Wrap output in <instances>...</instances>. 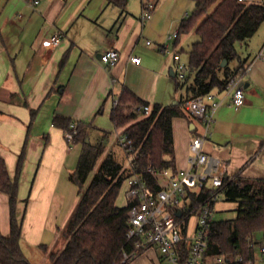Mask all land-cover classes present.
<instances>
[{"label":"crops","instance_id":"crops-1","mask_svg":"<svg viewBox=\"0 0 264 264\" xmlns=\"http://www.w3.org/2000/svg\"><path fill=\"white\" fill-rule=\"evenodd\" d=\"M145 2L153 5L149 19H144ZM187 4V0H130L122 11L107 0H42L37 6L29 0H0V155L14 178L19 156L25 152L17 214L22 221L21 248L32 264H51L42 246L48 252L63 247L62 231L80 199L70 174L82 144L69 143L54 117L90 124L93 140L101 131H114L119 145L123 129H116L111 114L125 88L150 106L183 101L186 113L187 86L193 77L183 78L187 82L177 90L176 61L162 47L177 45L180 36L170 35L189 15ZM57 30L61 42L52 47L50 38ZM198 39L196 34L193 42ZM236 48L240 59L230 67L243 65L239 73L246 102L235 107L228 86L208 93L211 97L205 102L212 121L203 148L216 163L225 165L227 177L264 178V22ZM109 49L120 55L112 66L100 61ZM133 55L141 58V64L131 61ZM172 126L179 172L189 168L190 141L204 129L187 113L173 118ZM110 151L125 165L124 150L121 155L117 146H107ZM125 167L130 172L129 162ZM10 229L9 197L0 191V230L9 235ZM254 236L257 261V243L264 235ZM160 256L151 247L127 264H160ZM206 264L220 263L211 257Z\"/></svg>","mask_w":264,"mask_h":264},{"label":"trees","instance_id":"trees-1","mask_svg":"<svg viewBox=\"0 0 264 264\" xmlns=\"http://www.w3.org/2000/svg\"><path fill=\"white\" fill-rule=\"evenodd\" d=\"M107 1L125 11L130 0ZM189 1L194 2L195 8L181 21L178 37L194 31L199 39L189 51L188 74L184 79L193 76V81L187 86V99L207 95L216 87L226 88L230 79L243 68L242 64L236 69L230 67L231 61L240 59L236 44L251 38L264 22V3ZM224 60L227 65L222 67ZM181 80L183 78L177 75V90L187 82ZM182 103L154 104L147 113L144 106L149 103L125 88L111 114L116 129H123L121 136L126 138L127 155L133 159L135 172L143 177L153 193L162 188L160 174L165 170L177 173L172 120L185 116ZM73 123L75 128L71 126ZM54 124L75 132L73 143L82 144V150L76 169L70 174V180L80 190V199L62 231L63 247L49 251L50 263L127 264L126 254L143 251L136 249L137 237L128 239L130 211L139 200L126 206L117 204L129 170L113 151L107 152L108 131H101L93 140L88 123L55 116ZM24 158L23 151L16 176L12 178L6 160L0 155V191L9 197L11 228L9 235L0 230V264H32L21 248L22 221L17 214ZM217 192L224 193L227 201L236 204V216L212 223L204 261L213 255H223L227 264H249L255 257L254 234L262 232L264 235V178L225 177L220 190L208 186L188 189V212L198 209L206 198ZM192 215L183 223V238L176 245L182 263L191 253L188 220ZM42 247L48 252V247Z\"/></svg>","mask_w":264,"mask_h":264},{"label":"built area","instance_id":"built-area-1","mask_svg":"<svg viewBox=\"0 0 264 264\" xmlns=\"http://www.w3.org/2000/svg\"><path fill=\"white\" fill-rule=\"evenodd\" d=\"M29 1L33 6H37L42 0ZM152 7L151 3L146 2L144 19H149L152 16ZM61 34V31L57 30L51 36L50 44L52 47L60 44ZM177 37L178 31L170 35V38ZM147 43L151 44L152 42L148 41ZM162 49L169 52L168 45L163 46ZM119 56L116 49H109L101 54L100 61L112 66L118 62ZM173 57L176 61V70L179 77L184 78L187 65L182 62L179 52L176 51ZM130 59L135 64H141V58L137 55L131 56ZM241 83L240 73L232 77L228 83V88L232 92V103L237 108L246 102L245 90ZM210 97L209 94L199 95L185 101L184 108L187 115L199 121L204 131L190 141L189 168L177 171V173L165 170L159 175L162 188L158 192L153 193L149 189L143 177L135 172L132 157L129 158L130 156H128L130 175L125 180L128 186L125 195L128 203L135 199L139 200L138 204L134 205L130 211L131 228L128 232V239L138 238L136 249L143 251L151 247L158 249L161 255L160 264H206L204 253L211 234L212 223L216 220L215 203L220 200L221 193L212 194L201 203L198 209L188 212L190 207L188 189L200 190L208 186L220 190L223 187L224 178L227 177L225 165L216 163L203 148L208 135V127L212 121L205 102V98ZM117 104L118 101L115 102V106ZM144 110L149 113L151 106L145 105ZM71 126L72 128L76 127L75 123ZM74 133L66 131V139L69 143L73 142ZM119 140L123 150L128 153L125 136H121ZM199 168H203V170L199 171ZM193 213L198 214V222L194 234L189 238L190 256L185 263H182L176 245L183 238V223ZM257 245L259 257L257 261H250L249 264L255 262L264 264V239L259 241ZM137 255V251L126 254L125 261H130ZM211 257L216 263L227 264L223 255H213Z\"/></svg>","mask_w":264,"mask_h":264},{"label":"rangeland","instance_id":"rangeland-1","mask_svg":"<svg viewBox=\"0 0 264 264\" xmlns=\"http://www.w3.org/2000/svg\"><path fill=\"white\" fill-rule=\"evenodd\" d=\"M187 3H188L187 4V10L189 12V15H191L194 11V2L187 0ZM195 35L196 34L194 31L181 34L179 37V41L177 42L176 46H174L173 42L171 43V46L168 49L169 53L171 55H173L177 50L180 51V54L182 55V60L185 63L189 64V61H190L189 50H190L191 44L195 40ZM236 63H237L236 60H233V61H231L230 64H231V66H235ZM117 139H118L117 134L114 131H112V133L109 134V137L107 139V146L109 149L115 148L117 146L118 150L120 149L122 151V152H120L122 155L124 152H123L121 146L117 145ZM129 158H131V156ZM129 158L126 156L124 159V163L126 166H128ZM100 161H101V159H100ZM100 161H99V163H100ZM126 186H127V184L124 183L122 186V189L120 191V194L118 196L117 204L119 206H126L127 205V199H126V195H125ZM235 207H236L235 203H233L231 201H227L223 194L220 195V200L217 203V209H218L217 220H224V219H230V218L235 217L236 216V212L234 210ZM196 222H197V214L195 213L189 221V235L190 236L194 233ZM256 235H258V234H256ZM256 235L254 236L255 240H256ZM47 254L49 255V252H47Z\"/></svg>","mask_w":264,"mask_h":264},{"label":"water","instance_id":"water-1","mask_svg":"<svg viewBox=\"0 0 264 264\" xmlns=\"http://www.w3.org/2000/svg\"><path fill=\"white\" fill-rule=\"evenodd\" d=\"M227 65V61L226 60H224L223 62H222V67H225ZM243 86H244V83H241ZM245 87V86H244ZM176 103V102H175ZM179 215H180V213H179Z\"/></svg>","mask_w":264,"mask_h":264}]
</instances>
